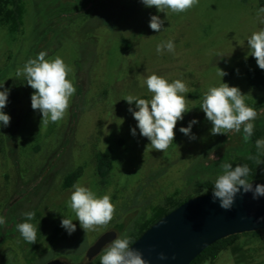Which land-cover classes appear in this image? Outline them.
Returning <instances> with one entry per match:
<instances>
[{"label": "rangeland", "instance_id": "rangeland-1", "mask_svg": "<svg viewBox=\"0 0 264 264\" xmlns=\"http://www.w3.org/2000/svg\"><path fill=\"white\" fill-rule=\"evenodd\" d=\"M260 8L264 0H199L186 13L169 12L166 19L141 0H0V91L9 90L3 111L11 117L9 126L0 124V216L6 220L0 225V264H100L105 247L89 262L84 257L103 233L131 239L157 207L205 194L201 184L214 183L222 174L221 163L245 165L253 147L244 141L243 128L211 135L212 125L200 106L210 86L224 82L239 87L250 94L246 104L255 107L254 129H261L264 139V70L248 55L246 41L264 27ZM151 15H159L167 30L154 32ZM168 40L175 53L158 54L156 46ZM41 51L46 59L60 56L75 71L76 92L67 115L48 125L31 107L34 90L23 76H15ZM217 67L228 73L222 81ZM152 73L169 82L181 79L192 89L185 94L191 110L178 121L174 142L164 153L145 152L150 141L138 128L131 134L137 121L128 109H137L124 100L128 95L151 99L139 75ZM193 119L198 121L192 126L195 140L179 131ZM254 179L264 181L262 152ZM76 183L98 196L110 190L116 213L107 228L85 233L75 220L67 201ZM29 211L35 217L27 222L39 229L33 244L16 227L26 222L23 214ZM63 216L76 225L71 235L61 227ZM228 241V246L249 245L224 251L226 246L201 264L264 260V249L259 250L264 230L235 234Z\"/></svg>", "mask_w": 264, "mask_h": 264}, {"label": "clouds", "instance_id": "clouds-1", "mask_svg": "<svg viewBox=\"0 0 264 264\" xmlns=\"http://www.w3.org/2000/svg\"><path fill=\"white\" fill-rule=\"evenodd\" d=\"M145 7H155L157 12L165 13L166 19L169 12L180 14L198 5L199 0H141ZM264 13V8L258 10V17ZM264 24V19L260 21ZM164 20L159 15H151L149 27L157 33L166 31L163 27ZM111 30V29H110ZM249 48L248 55L255 58L258 67L264 70V27L253 32L247 38ZM175 53V44L172 40L163 41L156 46V52L163 54L164 51ZM47 53L41 51L36 58H30L22 68L15 71L16 77L23 76L26 84L34 92L31 95V107L39 110L42 114L41 123H58L65 118L70 106L72 96L76 92L73 84L75 79L74 69L65 63L60 57L46 59ZM247 60V55L245 56ZM71 74L72 79H69ZM217 75L222 78L228 73L217 67ZM141 87H147L152 94L151 99L139 98L128 95L124 100L129 104H135L137 110L131 107L128 109L133 118L137 121L136 127L131 129V134L136 135V129L142 137L147 138L150 144L145 146V152L156 150L166 152L175 139V129L178 121H182L184 115L191 109L188 107L189 101L185 94L192 91L187 84L176 79L169 82L166 78L155 73L150 75H139ZM0 84V88H3ZM9 90L0 91V124L9 126L11 117L4 113L3 109L8 102ZM250 94H243L241 89L221 82L219 86H210L203 94L200 108L205 114L207 121L212 125L210 134L221 135L230 131L239 133L243 128L244 141L248 142L254 133V121L257 118L255 107L246 104V97ZM122 121V120H121ZM123 123V121L121 122ZM198 121H189L187 127H180L179 131L190 139L195 140L192 134V126ZM104 134L109 135L107 126ZM258 152L264 153V139L255 142ZM102 147L107 148L103 143ZM144 152V153H145ZM252 157H250L251 159ZM262 161H258L260 164ZM223 170L214 181L212 191V201H219V206L224 210H231L235 202V197L243 190V193H252L253 199L264 197V184H256L249 181L251 169L248 165H237L233 168L231 163L223 162L220 165ZM67 201V207L75 214L80 227L86 232H96L107 228L116 213V206L111 201V192L98 196L89 187L76 183ZM207 193V190H206ZM26 222L17 224V229L22 238L30 244L36 243L38 226L31 221L35 217V212L29 211L23 214ZM64 217V216H63ZM264 219V218H261ZM6 220L0 216V225H4ZM61 227L69 235L76 230V225L70 218L61 220ZM158 259L166 260L168 257L163 253L158 254ZM100 264H148L143 258V254L132 248V241L127 236H116L104 248L100 256Z\"/></svg>", "mask_w": 264, "mask_h": 264}, {"label": "water", "instance_id": "water-1", "mask_svg": "<svg viewBox=\"0 0 264 264\" xmlns=\"http://www.w3.org/2000/svg\"><path fill=\"white\" fill-rule=\"evenodd\" d=\"M264 184V181L253 182ZM264 197L253 199L252 193L237 194L231 210L212 201V192L191 197L150 225L132 243L148 264H189L204 248L231 235L264 230ZM115 232L99 236L86 250L84 262L96 257ZM163 252L168 259H158ZM46 264H63L52 261Z\"/></svg>", "mask_w": 264, "mask_h": 264}, {"label": "trees", "instance_id": "trees-1", "mask_svg": "<svg viewBox=\"0 0 264 264\" xmlns=\"http://www.w3.org/2000/svg\"><path fill=\"white\" fill-rule=\"evenodd\" d=\"M15 20H16V23L19 24V21H20V8L18 6L16 7ZM262 135H263V133H262L261 129H254V133H253L252 137L250 138L253 150H252V154L247 158L245 165H248L249 168L251 169V173H250V176L248 177V179L252 183L253 182H258V181H256L254 179V177H255V169H256V162H257L258 153H259L257 148H256L255 142H256V140L261 139ZM250 157H252V158L250 159ZM201 185H202V187L205 188V190H207V193L213 191L214 183H212L211 181H206V182L202 183ZM205 194H206V192H205ZM182 202L172 203L169 208L157 207L155 212H154V214H153L152 219L149 220L148 222L142 223L141 226L139 227V230L137 231V234L133 235L131 237L132 243L150 225H152L155 221L160 219L162 216L167 214L169 211H171L172 209L177 207ZM233 236L234 235L228 236L226 238L217 240L214 243L210 244L209 246L204 248L189 264H201L206 259H213L215 257V255L218 253V251L224 249L226 246H228L230 244V242L228 240H229V238H231Z\"/></svg>", "mask_w": 264, "mask_h": 264}, {"label": "crops", "instance_id": "crops-1", "mask_svg": "<svg viewBox=\"0 0 264 264\" xmlns=\"http://www.w3.org/2000/svg\"><path fill=\"white\" fill-rule=\"evenodd\" d=\"M249 244H246V242H241V243H238V244H231L230 246H228L224 251L228 250V249H232V248H235V246H238V248L241 247L242 250H244V248H246ZM264 249V247H259V250H262ZM222 251V252H224ZM263 262L264 264V260H260L258 258H249L248 261H247V264H261Z\"/></svg>", "mask_w": 264, "mask_h": 264}]
</instances>
